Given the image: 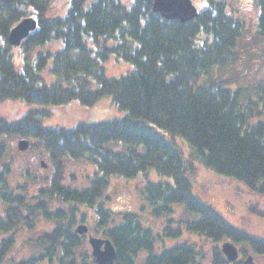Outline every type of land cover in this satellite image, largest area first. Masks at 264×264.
Returning a JSON list of instances; mask_svg holds the SVG:
<instances>
[{
    "label": "trees",
    "instance_id": "obj_1",
    "mask_svg": "<svg viewBox=\"0 0 264 264\" xmlns=\"http://www.w3.org/2000/svg\"><path fill=\"white\" fill-rule=\"evenodd\" d=\"M257 2L262 38L264 0ZM51 3L0 0V102L35 106L13 122L0 117V264H98L88 239L83 241L85 234L76 232L77 221L111 240L113 264H135L142 252L144 264H199L202 251L190 239L165 246L166 237L180 239L184 228L214 242L211 264H245L227 260L220 249L224 241L247 244L264 258V239L232 226L192 190L198 174L194 155L207 168L264 195V79L243 85L237 81L241 73L222 72L241 58L244 24L218 0H208L198 17L185 22L153 12L150 0H133L130 8L120 0H71L65 16H51ZM26 17L35 18L38 26L19 44L23 62L16 64L8 35ZM88 37L96 44L95 55ZM53 39L62 40L60 50H37ZM110 52L130 60L133 68L107 77L98 58L105 60ZM49 58L55 80L47 85L38 72ZM104 95L126 111L123 118L79 122L72 129L42 123L75 99L93 105ZM150 124L166 131L169 139ZM7 136L29 138L30 148L51 165L49 175L38 178L27 167L21 180L13 179L15 148L6 145ZM175 137L189 141L195 154L186 156ZM65 159L87 160L92 166L82 186L65 182ZM151 168L173 178L140 187L141 211L162 216L166 223L157 252L160 239L143 225V214L126 213L116 223L107 206L111 177H134ZM177 207L195 219L177 220ZM248 210L264 217L259 204H249ZM37 215L39 222L55 225L24 241L33 249L30 257L9 260L13 246L22 244L19 233L37 227Z\"/></svg>",
    "mask_w": 264,
    "mask_h": 264
},
{
    "label": "rangeland",
    "instance_id": "obj_2",
    "mask_svg": "<svg viewBox=\"0 0 264 264\" xmlns=\"http://www.w3.org/2000/svg\"><path fill=\"white\" fill-rule=\"evenodd\" d=\"M71 0H52L51 10L49 14L51 16H65ZM122 4L130 8L133 0H120ZM151 7L153 10V0H151ZM150 1V2H151ZM194 6L200 11L201 14L206 7H208V0H191ZM224 5L226 12L236 21H240L244 24L242 39V49L240 52V59L238 64L235 63L232 66L224 67L222 72L227 76H235L241 73V78L237 81L243 83V85H252L256 81L264 79V37L258 35L257 23L260 14V7L257 0H218ZM153 12H155L153 10ZM160 13V12H158ZM161 14V13H160ZM197 16V17H198ZM196 18V17H194ZM193 19V18H192ZM189 21V20H187ZM130 39V38H129ZM112 41L109 40L108 45H112ZM88 45L94 50L95 55L96 44L91 42L88 37ZM63 47L61 39H53L48 41L45 45L39 47L37 50L42 53H55ZM22 47L19 45L12 46V52L14 54V62L21 64L22 60ZM34 56V55H33ZM101 65L105 67V75L107 77H118L125 74L133 68V63L123 57L117 52H110L109 57L105 60L98 58ZM51 58H49L46 67L38 72L41 75L42 82L45 84H51L55 80V76L50 72ZM92 78L94 86L97 85L96 79ZM34 105L22 103L18 101H6L0 102V117L13 122L19 120L29 109L34 108ZM126 111L119 108L113 101L112 96L104 95L98 102L93 105H84L80 103L78 99L73 100L68 106L59 107L55 109L49 116H46L42 123L45 127L55 129H72L79 122L97 123L105 120L121 119L125 116ZM156 132L163 135L166 139L169 136L166 131L159 129L154 124H150ZM22 138H26L29 141L28 148L21 151L18 149V141ZM6 145H12L15 148L14 151V165L13 173L11 174L13 179L21 180L22 169L29 168V171L38 178H46L51 172V167L48 162L42 156L38 155V151L32 150L31 141L27 137L20 136H7L4 138ZM177 144L183 149L186 156L195 154L194 147L182 137H175ZM192 156V155H191ZM194 162L197 164V178L193 183L192 190L196 194L197 198L212 206L227 222L232 224L235 228L242 232L255 236L257 238L264 239V217L252 213L248 210L249 204H259L264 208V195L250 191L242 182L235 178L225 177L217 172L207 168L204 164L197 160L193 155ZM5 160L3 164L6 162ZM42 162L45 165H42ZM47 164V166H46ZM16 165V170L15 169ZM64 173L66 175V183L75 187H80L83 181L86 180V175L90 174L92 166L89 165L87 160H71L65 159L63 163ZM31 174V175H32ZM159 182L169 181L173 182L172 177L164 176L156 172L151 168L147 174L140 172L134 177H126L124 175H117L111 177L110 186L106 189V192H110V200L108 201V207L113 212V218H116V223H119L122 219V215L126 213L143 214L141 220L145 227H150L154 232L160 233L165 228L166 223L164 217H156L151 211H141L142 201L140 198V187L146 182ZM105 192V193H106ZM4 207L0 203V217L4 211ZM177 220H194L195 216L185 212L182 207L176 208ZM34 230L29 232H21L17 236L18 243L21 245H15L9 251L7 257L9 260L19 262L27 259L33 253L31 245L24 243L30 237H35L42 231L51 228L55 223L39 222L38 215L35 218ZM80 224V223H79ZM82 224V223H81ZM78 225H76L77 227ZM101 230V229H99ZM97 236V233L89 231L83 237L84 243L87 242L89 236ZM165 238V246L168 247L174 243L183 242L184 239L191 244H195L196 247L202 251V253L196 258L199 264H211V250L214 246V242L206 238L204 235H199L195 232H191L186 228L183 229V236L180 239L172 240L169 237V241ZM174 239V238H173ZM238 249L239 261H246L248 258L252 259L253 264H264L263 256L256 255L247 244L235 243ZM88 246V245H87ZM159 248V244L157 245ZM91 248V247H90ZM88 246V249H90ZM240 250L242 253H240ZM159 251L156 250V252ZM146 258L145 253L139 254L135 261V264H144ZM236 259V260H237ZM234 262V261H233ZM232 262V263H233Z\"/></svg>",
    "mask_w": 264,
    "mask_h": 264
},
{
    "label": "water",
    "instance_id": "obj_3",
    "mask_svg": "<svg viewBox=\"0 0 264 264\" xmlns=\"http://www.w3.org/2000/svg\"><path fill=\"white\" fill-rule=\"evenodd\" d=\"M153 10L160 12L167 19L179 18L182 22L198 15L195 6L190 0L185 2L180 9L175 8L173 0H153ZM37 26L38 22L33 17L22 19L10 30L8 41L12 45H19ZM28 145L29 141L26 138L18 141V149L21 151L26 150ZM42 165H45V163L42 162ZM88 231L86 224H79L76 227V232L79 234H87ZM88 243L91 247V253L98 264H113L116 252L110 239L90 235ZM220 249L229 262H233L238 258V249L232 241H224ZM245 264H253L252 259L248 258Z\"/></svg>",
    "mask_w": 264,
    "mask_h": 264
},
{
    "label": "flooded vegetation",
    "instance_id": "obj_4",
    "mask_svg": "<svg viewBox=\"0 0 264 264\" xmlns=\"http://www.w3.org/2000/svg\"><path fill=\"white\" fill-rule=\"evenodd\" d=\"M151 1V0H150ZM188 0H173V2H174V4H175V8H178V9H180L182 6H184V3L185 2H187ZM191 1V0H190ZM192 2V1H191ZM151 3H152V1H151ZM198 10V9H197ZM198 12H200L199 10H198ZM46 166H47V164H46ZM49 166L51 167V165L49 164ZM79 223L81 224H85V222H82V221H77V223H76V225H79ZM152 229V228H151ZM152 236L154 237V239H156V240H158V239H160V242L164 239L163 238V236H162V233L160 232V233H157V232H154L153 230H152ZM158 243L157 241L155 242V244H160L159 246H162V242L161 243ZM156 248V250H158V246H156L155 247ZM145 254H146V252H144ZM240 253H242V251L240 250ZM243 254V253H242ZM244 255V254H243ZM237 260H239V259H237Z\"/></svg>",
    "mask_w": 264,
    "mask_h": 264
},
{
    "label": "bare ground",
    "instance_id": "obj_5",
    "mask_svg": "<svg viewBox=\"0 0 264 264\" xmlns=\"http://www.w3.org/2000/svg\"><path fill=\"white\" fill-rule=\"evenodd\" d=\"M245 263V262H244Z\"/></svg>",
    "mask_w": 264,
    "mask_h": 264
}]
</instances>
